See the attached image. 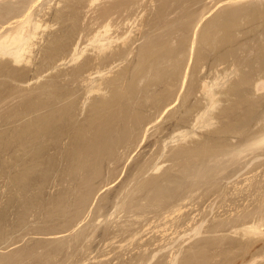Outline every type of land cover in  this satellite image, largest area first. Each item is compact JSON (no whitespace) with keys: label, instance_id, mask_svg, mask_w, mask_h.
<instances>
[{"label":"rangeland","instance_id":"374dc122","mask_svg":"<svg viewBox=\"0 0 264 264\" xmlns=\"http://www.w3.org/2000/svg\"><path fill=\"white\" fill-rule=\"evenodd\" d=\"M23 20V57L0 52V264H264L242 84L264 0H0L1 37Z\"/></svg>","mask_w":264,"mask_h":264},{"label":"bare ground","instance_id":"6f19581e","mask_svg":"<svg viewBox=\"0 0 264 264\" xmlns=\"http://www.w3.org/2000/svg\"><path fill=\"white\" fill-rule=\"evenodd\" d=\"M5 4H6V8L8 9L7 3H5ZM4 7H5V5H4ZM7 9H3V10H7ZM10 14L11 13L9 12V15ZM21 14L22 15H25L26 12H25V14H24V12H22ZM21 14H20V17H18L17 15L16 16L18 18H21ZM30 15H32V14L27 13L26 14V19H24V20L25 21L26 20L28 21L27 16L30 19ZM31 17L33 18L34 16H31ZM200 19H202V18H200ZM24 20H23V22L19 21V23L21 22V24H19V26L16 25L17 26V29H16V32L15 33L13 32V34H11L12 32H8V31H5V33H4L2 31L3 32L2 33V37L0 36L1 39L3 38L2 40L0 39V52L4 56L6 54V55H9V57L11 56V58L14 57V59H15L14 61H16V62L17 61H20L19 58L23 57V53L25 52V50H28V44H29V41L31 39V36L35 34V32H31V30H29L30 32H26L24 30V26L27 23V21L25 23ZM32 20L37 21L35 19H32ZM29 22H30V20H29ZM29 22H28V24H29ZM34 23L35 24H33V21H32V23L30 22L31 25L33 24L32 26H34L35 29H37V28L40 27V23H38V22L37 23L34 22ZM16 26H14V27H16ZM32 26H31V29L33 28ZM5 27L7 28V26H5ZM1 28H2V26H1ZM6 28L3 27V29L7 30ZM3 29H0V30H3ZM32 31H34V29H32ZM6 33H8V34L10 33V35L4 36V34L6 35ZM0 35H1V32H0ZM98 39L100 40V38H98ZM103 39H105V38H103ZM96 41H98V40H96ZM260 43H261L260 45H262V49L259 46H258V49L263 50V52L259 50L262 53L263 56L260 55V57H259V55H258V57H259V61L257 62L258 65L256 63V61L258 60L257 59L258 57H256L257 54H256V56H255V54L253 55V53L255 52L254 50L257 49V48H255L253 50L254 52L252 54L247 55L248 56L247 58L245 56L246 60H243L242 61V62L245 61V65L248 67V70L245 73L244 81L242 83L244 85V89L248 92V94L251 93L252 95H256V92H260V94L258 95L257 99L256 98H253V97L250 98L249 105H248L249 106V109H248L249 112H248V114L250 116L247 115L248 118L245 119L246 120L245 123H246L248 129L250 130L248 132H251V133H254L255 134L257 131H261L258 136H255L253 138V140L251 142L252 144L250 143V145L247 146V148H245L243 150V151H247L248 150L251 153L252 152H256L258 150H261L260 152L264 151V54H263L264 53V43L263 42H260ZM256 52H257V50H256ZM260 52H257V53L261 54ZM251 55H253L254 59L256 58L257 60H254L253 61V59H252L253 57L251 58ZM237 58H240V56H237ZM237 58H236V60H237ZM241 58H244V57H241ZM241 60H239V62H241ZM236 63H238V62H236ZM237 70H236V72H237ZM233 73H234V71H233ZM236 78H238V77H236ZM233 82H235V81H233ZM239 84H241L240 83V80L239 79H236V82L233 84V87H234V85L239 86ZM209 86L210 85L205 82V85H204L205 92H206L207 96L209 95L210 98H212L211 99L212 100L211 102L213 104V103H215V100H214L215 91H213V88L211 89ZM237 95H235V96H237ZM246 97H248V96H246ZM238 100L240 101L241 99H238ZM236 102H238V101H236ZM242 102H243V100H242ZM56 134H57V137H55L56 135H54L55 139L58 138V133L56 132ZM68 135H69V133H68ZM40 138H42V136ZM52 139H53V137H52ZM59 139H60V137L57 140H59ZM57 140H56V142H58ZM42 143H43V141H42ZM47 148H48V146H47ZM157 168L158 167L156 166V169Z\"/></svg>","mask_w":264,"mask_h":264}]
</instances>
